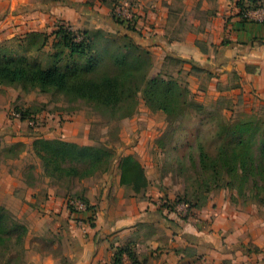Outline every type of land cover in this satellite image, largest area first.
Wrapping results in <instances>:
<instances>
[{"label": "rangeland", "instance_id": "374dc122", "mask_svg": "<svg viewBox=\"0 0 264 264\" xmlns=\"http://www.w3.org/2000/svg\"><path fill=\"white\" fill-rule=\"evenodd\" d=\"M66 1L67 7L77 8V17L64 18L54 9L59 4L37 1L30 6H41L42 12L34 17L0 23V46L45 66L53 63V55L59 53L64 64L71 61V56L58 33L63 27L78 40L90 43L89 55L96 58L95 68L82 75L100 80L117 72L112 53L129 43L124 33L131 34L134 29V40L149 52L148 77L161 74L176 79L191 92L187 102L194 100L201 107L182 103L176 110L178 115L168 117L148 108L138 94V105L133 115L127 117L126 106L112 108L56 90L44 93L0 85V103L9 106L7 117L18 120L11 116L18 109L36 117L41 125L51 115L60 122L82 123L91 139L89 145L111 147L112 170L118 169L119 160L125 155L135 156L142 163L149 183L146 189L134 191L137 195L164 212L169 222L192 223L213 236V244H218L212 253L214 263L264 264V76L248 80L240 74L253 68L259 74L264 46L251 50L223 44L224 40L233 42V33L201 35L199 31L207 26L208 17L200 8L210 6V2L207 5L203 0L191 9V0H149L143 4L146 15L137 11L141 0ZM248 8L254 9L249 13L254 21L264 19V1ZM148 11L156 17L149 16ZM31 32L47 35L42 50L36 51L27 42ZM211 39L216 43L209 45ZM178 43L186 45L180 49ZM167 54L196 63L199 68L170 61ZM241 138L248 141L250 157L244 173L235 157L240 152ZM15 148L21 155L18 159L23 179L38 194L30 208L20 209L22 217L12 213L28 232L22 249L1 252L0 264H28L29 260L34 264L39 252L66 251L62 214L46 210L47 191L64 197L67 209L79 213L78 220L91 223V213L72 210L70 202L89 203L85 196L87 186L96 185L107 171L83 179L55 181L45 176L34 151ZM201 150L207 154L208 165L201 163ZM215 161L220 162V173L213 168ZM130 192L127 187L125 194ZM83 213L88 217L81 218ZM202 257L196 253L197 260Z\"/></svg>", "mask_w": 264, "mask_h": 264}, {"label": "crops", "instance_id": "0c3cea01", "mask_svg": "<svg viewBox=\"0 0 264 264\" xmlns=\"http://www.w3.org/2000/svg\"><path fill=\"white\" fill-rule=\"evenodd\" d=\"M37 1L59 4L55 5L54 9L64 18L77 17V8L67 7L66 3L69 1L66 0H0V23L34 17L36 13L42 12V8L39 9L41 6H30ZM70 1L79 3L84 0ZM148 1L141 0L138 4L137 11L141 15H146L143 4ZM203 2L207 5L210 2V6L200 8L208 17L207 26H202L199 31L201 35L204 32L206 35L209 32L233 33V48L256 50L258 45L264 46L262 20L251 22L253 19L250 18L251 21H244L240 15L239 3L246 5L250 0ZM199 3L200 0H191L190 9ZM148 15L156 17L151 11H148ZM230 15L233 16L231 19ZM215 43L216 41L211 39L209 45ZM178 44L180 49L186 45ZM240 74L248 80L264 76V63L259 68V74L254 68L250 72L242 71ZM8 109L9 106L0 103V205L20 218V209L30 208V204L36 201L38 192L36 188L25 183L18 159L21 155L15 146L33 151V142L39 137L58 138L80 145L92 143L82 123L60 122L57 116L51 115L47 116L43 125L34 129L25 121L10 120L7 117ZM87 187L85 196L90 205L95 207L93 225L89 221L84 220L82 223L78 220L79 213L74 214L67 209L64 197L55 195L52 190L47 191L46 210L62 214L61 224L65 231L63 247L66 251L60 254L39 252L33 261L34 264H216L212 253L218 244H213V236L192 223L167 221L164 212L151 206L149 201L142 199L132 189V192L126 195L127 187L120 183L119 163L117 170L110 168L97 179L96 185ZM86 215L88 217L87 213H83L81 218ZM38 235L41 237V234ZM121 250L116 263L117 254ZM127 250L135 254V261ZM196 253L203 257L197 260ZM27 263L30 264L31 261Z\"/></svg>", "mask_w": 264, "mask_h": 264}, {"label": "trees", "instance_id": "16d2710c", "mask_svg": "<svg viewBox=\"0 0 264 264\" xmlns=\"http://www.w3.org/2000/svg\"><path fill=\"white\" fill-rule=\"evenodd\" d=\"M259 1L264 0H250L247 6L250 7ZM244 5L239 3L240 15L244 21H249V13L254 9ZM131 31L136 32L134 29ZM58 33L64 45L70 49V62L62 64L59 53H56L53 55L55 61L45 66L40 62L31 61L26 55L13 53L7 47L0 46V85L21 86L26 91L39 90L44 93L56 90L112 108L126 106L128 110L124 116L127 117L133 115L138 105V94L143 96L148 108L152 111H162L168 117L177 116L176 110L182 103H187L191 107H201L194 100L187 102L191 92L176 79L166 78L161 74L148 77L149 52L143 47L144 45L134 40L132 33H124V38L129 43L112 53L117 72L111 76L104 75L100 80L82 75L89 74L95 68L96 58L89 55L90 43L88 44L85 39L78 40L63 27ZM26 40L36 51H40L47 43V35L44 32H31ZM230 43L232 42L225 40L223 42L225 45ZM167 59L191 63L193 67L199 68L196 63L177 56L167 54ZM16 111L21 113L22 121L29 118L22 111L18 109ZM239 145L240 152L235 157L238 167L244 173L250 161L247 152L248 141L241 138ZM33 151L42 162L45 176L55 181L74 177L83 179L94 176L98 172L109 171L114 159L111 147L80 145L58 138H36L33 142ZM262 151L264 154V143ZM200 159L203 165H208L207 154L203 150H201ZM226 163H228L227 160ZM219 165L220 162L213 163V168L218 170V173L221 172L218 169ZM119 169L121 185L133 189L136 193L148 186L144 167L134 156L121 157ZM84 202L91 213L90 221L93 225L95 207L90 206L87 201ZM27 232V227L19 222L9 209L0 205V254L11 248L22 249ZM121 252L122 250L117 254L116 263ZM127 252L135 261V254L129 250ZM16 253L17 256L21 255L17 250Z\"/></svg>", "mask_w": 264, "mask_h": 264}, {"label": "built area", "instance_id": "2783aa9c", "mask_svg": "<svg viewBox=\"0 0 264 264\" xmlns=\"http://www.w3.org/2000/svg\"><path fill=\"white\" fill-rule=\"evenodd\" d=\"M11 116L14 119L22 120L20 112L14 111L11 113ZM24 121L27 122L29 127H32L34 129L38 128L41 125V122H39V120L36 117H29V118H26ZM70 206H71L72 210H74L76 212L88 211L87 204L83 201L73 200L70 202ZM81 222L83 223L84 221H81Z\"/></svg>", "mask_w": 264, "mask_h": 264}]
</instances>
